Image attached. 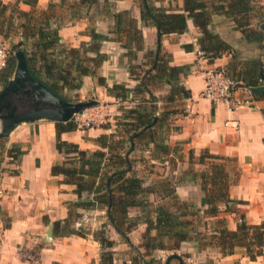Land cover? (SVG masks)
<instances>
[{"label": "trees", "instance_id": "1", "mask_svg": "<svg viewBox=\"0 0 264 264\" xmlns=\"http://www.w3.org/2000/svg\"><path fill=\"white\" fill-rule=\"evenodd\" d=\"M18 2L34 6L36 0H17L14 5H9L0 0V35L6 38L7 26L14 24V20L22 18L20 22V43H13L7 58V66L0 72V89H2L12 76L16 67L14 56L18 44L24 51L27 66L34 78L42 82L57 96L69 100L62 94L63 90H76L81 87L82 77L95 74L96 68L105 59L106 55L100 52V42L115 40L125 50L131 79L137 80L134 88H129L126 83H116L112 87L106 86L107 92L119 99H126L129 93L134 96L142 95V103L124 110L115 122V130L103 133L94 139L98 148L94 150L81 149L78 144L60 139L62 132L75 129V125L67 122L55 123V147L64 154L59 163L51 167L52 175H61L62 183L74 186L76 201L69 203V212L63 220L52 223L53 234L58 236L78 235L86 237L91 234L101 246L100 263L114 264L111 249L115 241L105 235L102 229L91 230L80 225L76 228L74 223L80 216L79 209H104L108 224L124 238L138 253L136 247L130 242L127 235L137 224H146V233L143 236L145 255L151 251L168 248V238L173 243V249L179 247L184 241H191L200 249L215 247L223 255L234 253L235 249L243 248L250 259H256L264 254V221L258 224H247L244 221L237 223L235 229H229L225 217L220 216L226 211H233L234 202L228 196L230 184L229 174L224 163L227 160L221 156L208 154L201 157L217 159L210 162L208 169L199 173L200 185L206 193L201 197L204 209V218L212 220L209 233L194 229L192 219L186 218L196 212L183 210L171 211L165 204L151 206L142 195L150 191L144 185V179L133 168L131 153L138 144L152 145L153 158L167 161L166 158L171 148L165 143L166 134H161L167 126L169 115L174 110L157 111V96L152 91L156 83L170 86L168 100H174L176 95L186 98L189 90L180 83V76L186 73V66L172 65L171 56L158 42L155 50H147L145 61L138 62L137 54L143 50V36L137 20L132 16L131 10L124 9L111 12L110 0H58L50 2L47 9L37 12L21 10ZM140 19L143 24L152 25L161 34H180L187 30V19L191 18L202 35L199 38V48L203 56L210 60L231 53L233 48L225 42L209 26L212 15H223L231 19L243 38L249 43H262L264 31L252 26V17L263 16L259 12L262 4L259 0H183L182 11H168L167 8L155 6L152 0H139ZM60 9V10H59ZM59 11V12H58ZM66 14H65V13ZM106 14L113 18V25L108 34H101L94 29L89 30L90 41L79 48L66 47L60 43L59 29L63 26L62 20L68 15L66 23L81 17L93 18ZM85 14V15H83ZM63 16V19H62ZM65 22V20H64ZM31 40L30 50L24 47ZM183 48L191 49V45L184 44ZM93 53V55H91ZM259 61L247 63L231 62L225 72L234 81L243 87L258 86L260 78ZM99 84L105 85L104 78L97 77ZM256 96L262 93L253 92ZM12 104L17 109H25L12 98ZM121 121V122H120ZM110 126H104L108 129ZM4 146V145H3ZM8 157L17 159L23 153L15 144L4 149ZM1 162V160H0ZM192 179L197 173L189 172ZM192 174V175H191ZM167 188L166 184L161 186ZM175 193V187H172ZM172 190V191H173ZM172 191L168 194H171ZM167 194V195H168ZM230 202L231 206H227ZM184 208H188L186 203ZM225 205V207H223ZM138 208L144 217L131 216L130 211ZM86 229V231H84ZM154 231V234H151ZM106 249V250H105ZM132 264H139L131 259ZM157 261V262H156ZM160 261V260H159ZM158 260L144 261L143 264H158ZM206 264H214L208 260Z\"/></svg>", "mask_w": 264, "mask_h": 264}, {"label": "crops", "instance_id": "2", "mask_svg": "<svg viewBox=\"0 0 264 264\" xmlns=\"http://www.w3.org/2000/svg\"><path fill=\"white\" fill-rule=\"evenodd\" d=\"M2 1L9 5L17 2V0ZM57 1L36 0L34 6L18 2L17 6L24 11L36 12L47 9L50 2ZM259 1L264 11V0ZM152 3L155 6L167 8L168 11H182L183 8V0H152ZM110 4L111 12L131 10L143 36L144 47L138 52L137 61H145L147 50H155L158 45L157 29L142 23L139 0H110ZM253 18L256 22L264 19V16L261 18L253 16ZM211 19L212 23L209 27L233 48L234 57L231 53H223L210 60L205 57L199 58L195 49L199 48V38L202 33L191 18L187 19V30L183 33L161 34L160 37L162 49L171 56L170 64L186 66V73L180 76V83L190 92L188 97H180V104L176 101L178 104L171 107L175 109V113L169 115L165 127L168 130L165 143L171 148L166 162H170L171 166L176 168L173 171V174L178 176L174 177L175 193L183 200H192L190 189L194 187L197 193L200 184L199 172L195 167L207 164L208 161L209 163L217 161L207 157L202 161L201 157L212 154L227 158L219 162L224 163L227 171L231 167V170L235 172L228 187V196L234 204H232L233 211H226L221 215L225 217L228 228L235 229L239 219L247 224H258L264 221V93L262 96H256L250 90V93L245 94L246 92L239 85L235 95H247L251 103L249 106L229 111L226 104H212L201 97L204 86L203 68L212 66L225 70L231 62L259 61L258 85H262L264 84V47L262 43L247 42L231 19L218 14L212 15ZM254 22L252 26H255ZM113 23V18L104 13L93 20L89 17L74 19L59 29L60 43L70 48H79L91 40L90 29L101 34H108L111 38L109 30ZM184 44L191 45V49L183 48ZM100 52L106 55L105 59L96 68L95 74L82 77L79 92L91 90L100 101L110 103L112 108L115 106L113 103L122 99L110 95L106 86L112 87L116 83L124 82L127 87L134 88L137 80L130 77L129 63L124 56L125 50L119 42L101 41ZM98 76L104 78L105 85L98 83ZM165 88L169 92V85L156 83L152 91L157 96L156 93L163 92ZM132 96L143 98V94L134 96L132 93H129L127 98ZM165 100L157 98L158 112L169 111L170 108L167 105L175 101V99L171 102ZM67 101L73 102L71 99ZM187 105L192 107L191 117L184 115L183 110ZM11 106L17 109L12 102ZM124 107L128 109L134 106ZM120 111L122 110L116 109V115H119ZM5 113V110H1V114ZM55 123L46 119L21 122L7 136L0 137L3 140L4 149L15 144L23 151L17 159L8 157L5 150L0 151L2 155L0 162V264L100 263L102 249L91 234L86 237L58 236L53 234L52 229L51 235L47 234L48 225L66 218L69 203L77 199L73 192V185L62 183L61 175L51 174L52 165L59 163L64 157V154L57 151L55 147ZM114 130L115 128L109 133ZM106 131L104 127L89 128L84 131L75 128L62 132L59 137L78 144L81 149L93 150L98 148L94 139L100 134H107ZM164 159H158V161H165ZM190 170L192 173H197L194 179L191 176L187 177ZM96 210L99 209L78 208L82 216L76 224L86 226L89 222V227L94 230L96 224L105 221L104 217L102 219V217L93 216L92 213ZM134 232L139 234L138 230ZM109 238L115 241L114 250L116 247L121 249L124 247V244L116 246V242L120 240L115 231L109 232ZM195 245L193 242H183L179 247L187 253L188 261H194V258L190 259L191 256L201 254ZM179 255L184 263L183 256ZM209 259L214 264H264V254L252 260L245 254L243 248H237L234 253L223 256L218 249L209 247ZM173 260L179 264V260L175 258L171 259L169 264H173ZM197 261L201 262L200 258Z\"/></svg>", "mask_w": 264, "mask_h": 264}, {"label": "rangeland", "instance_id": "3", "mask_svg": "<svg viewBox=\"0 0 264 264\" xmlns=\"http://www.w3.org/2000/svg\"><path fill=\"white\" fill-rule=\"evenodd\" d=\"M60 10V9H59ZM37 12V11H36ZM59 12V11H58ZM259 12L263 14L264 16V11L262 9H259ZM38 13V12H37ZM65 13V12H64ZM66 14V13H65ZM85 15V14H83ZM262 16H260L261 18ZM63 19V16H62ZM66 19H68V15L65 17L64 15V19L62 20V23H64L63 25L66 24ZM253 17L251 19L252 23L253 21ZM22 18H19L18 20H14V24H11L10 26H7L8 28V36L6 38L2 37L0 35V44L5 45L8 50H11L12 44L15 42H17L18 40L21 41V35L19 34V27H20V22L22 21ZM65 20V22H64ZM92 20V19H91ZM261 22H264V19L262 18L261 20H258L256 22H254L255 27L260 28L259 25ZM19 41L17 43H19ZM31 40H28L26 42V44L22 47H24L26 50H30L31 48ZM14 43V44H15ZM263 47H264V41H262ZM18 47L21 48V45L18 44ZM17 47V48H18ZM67 47V46H66ZM184 86V85H183ZM79 89L76 90H67L66 92L63 90L61 91L62 94L64 96H66V98L71 99L73 102H77V101H83V100H87V99H93L95 101H97L98 103H104L103 101H100L99 98L95 95L94 92H92L91 90H87L84 93L79 92ZM166 90V91H165ZM165 90H163V92L161 93H156L157 94V98H162V99H168V94H170V90L168 92V89L165 88ZM24 97V96H23ZM181 96L178 94L176 95L175 101L171 102V101H167V102H171L169 105H167L170 110H175L172 109V105L175 104H180L181 102ZM178 103H177V102ZM142 103V98L138 96V98H134L133 96L131 98H126L124 101L119 100V102H115L113 104H115L114 107H112V115H111V119L106 120L105 122H103L100 126H94L93 128L96 127H104L109 125L110 128L107 129V133H109L110 131H112L115 127V122L118 120H120L118 118V116L123 115L124 112L123 110H126V108L124 106H135L136 104H141ZM110 104V103H109ZM183 108V107H181ZM116 109H120L122 111H120L119 115H116L115 111ZM185 109V107H184ZM20 111V108L18 109ZM184 112V110H183ZM0 115H1V111H0ZM169 118V117H168ZM6 122V120H3L0 118V130L3 126V124ZM121 122V121H120ZM171 126V125H170ZM168 130L165 128L164 130H162L161 134H166ZM3 146V140L0 139V151L1 148ZM94 150V149H93ZM153 149H152V145H148V146H144L142 143L138 144L136 149L131 153V158L133 159V168L136 171V173H138L139 176H141L144 179V185L150 189L149 192L144 193L142 195V199H146L151 206L154 205H159V204H165L166 206L169 207V209L171 211L174 210H183V211H188V212H196V214H193L191 216H188L186 218L192 219V224L191 226L194 227V229L196 230H201L207 233H209V227L211 228L212 226V220L209 217H205L204 214V209L207 208L206 206L201 205V197L206 193V191H203L201 188V185L199 184L198 186V191L197 193L195 192L194 187H191L190 191H191V196L193 197L192 200H183L181 199L176 193H173L174 190L172 187H175V180L174 177H178L176 175L173 174V171L176 169L174 168V166H171L170 162H166V161H158V160H151L153 158ZM2 155H0V160H2L1 157ZM211 162V161H210ZM215 162V161H212ZM209 167V161L206 164H202L199 167H195L197 169V172L201 173L204 170L208 169ZM228 169H230L228 174H229V179L231 180L233 178V174L235 173L234 170H231V167H229ZM192 175V174H191ZM187 177L190 178V174L187 173ZM163 184L167 185L166 189H163L161 186ZM170 190L172 191L171 194H168L170 192ZM168 194V195H167ZM184 203H186L188 205V208H184ZM100 210V209H99ZM96 210V212L92 213L93 216L95 217H103L105 218V221L102 222L101 224H96V228L94 230H100L102 229V224H105L104 227V231H105V235L107 237H109V232L111 230L115 231V229L113 228V226H111L110 224H108L107 218H106V213L105 210L101 209V211ZM89 214V213H88ZM131 216L135 217V215L139 216L140 218L144 217V213H142L138 208L136 209H132L130 211ZM80 216H82V213H80ZM79 216V217H80ZM222 216V215H220ZM79 217L76 219V222L79 221ZM76 222L74 223V226L76 228L80 227L81 224H76ZM88 225H86V229L90 228L91 230H93L91 227H89V222L87 223ZM143 224V225H142ZM109 225V226H108ZM142 226L139 228V226ZM85 226V225H84ZM86 229H84V231H86ZM134 230H138V233H133ZM115 233L118 235V238L120 241L116 242V246L119 244H124V247L118 248L116 247V249L114 250V248L111 249L112 252V257H113V263L114 264H132L131 259L133 258V261H137L139 262V264H143L144 261L147 260H151V258H154V260H160L158 264H164L167 256L171 253V252H177L179 254H181L183 256L184 259V263L186 264H206L207 261L209 260V247H206L204 249H200L198 247V245L196 244V248L199 249V254L198 256L192 257L190 259L194 258V261H188V256L187 253L184 252L180 247L176 248L178 250H175L171 247H173V243L172 241H170L168 238L164 239L165 241H167V246L168 248L165 249H156L151 251V255H145L144 252V248L141 247V245L143 244L144 240H143V236L146 233V224L145 223H139L137 224L132 230H129V232L127 233L130 242L133 244L134 247L137 248V250H139L140 253H138L135 249H133V247L130 246L129 243L125 242L124 238L121 237L116 231ZM151 234H154V231H151ZM137 242V243H135ZM184 242H191V241H184ZM183 243V242H182ZM215 249V247H210ZM106 250V249H105ZM200 258V261H197V259ZM157 262V261H156ZM173 264H177L176 260H173Z\"/></svg>", "mask_w": 264, "mask_h": 264}, {"label": "water", "instance_id": "4", "mask_svg": "<svg viewBox=\"0 0 264 264\" xmlns=\"http://www.w3.org/2000/svg\"><path fill=\"white\" fill-rule=\"evenodd\" d=\"M264 31V22L259 25ZM161 32L157 30L156 38L160 41ZM16 67L12 77L7 84L0 89V111L5 110L0 118L6 120L0 130V137L7 136L9 132L21 122H33L46 119L55 122H67L72 113L82 110L84 107L91 106L97 101L84 100L79 102H70L64 100L51 92L42 82L33 77L27 66L24 51L17 49L14 52ZM252 92L264 93V84L251 87ZM22 93L26 97L27 107L21 111H16L11 106L9 96ZM52 224L48 225L47 234L51 235ZM178 259L179 264H184L181 256L177 253H171L167 256L164 264H169L171 259Z\"/></svg>", "mask_w": 264, "mask_h": 264}, {"label": "built area", "instance_id": "5", "mask_svg": "<svg viewBox=\"0 0 264 264\" xmlns=\"http://www.w3.org/2000/svg\"><path fill=\"white\" fill-rule=\"evenodd\" d=\"M195 53L199 58H204L200 48L195 49ZM10 54L8 48L0 44V72L7 66V58ZM204 86L201 91V97L212 104L224 103L229 111H233L242 106H249L251 103L250 97L236 96L235 91L239 85L225 70L220 67L208 66L203 68ZM244 92L250 93V88L243 87ZM193 114L191 106H185L184 115L191 117ZM112 108L108 103H98L84 107L82 110L72 113L70 121L75 125V128L84 131L94 126H100L106 120L111 119ZM227 206H231L228 202ZM225 207V205H223ZM242 222L241 219L238 223Z\"/></svg>", "mask_w": 264, "mask_h": 264}, {"label": "flooded vegetation", "instance_id": "6", "mask_svg": "<svg viewBox=\"0 0 264 264\" xmlns=\"http://www.w3.org/2000/svg\"><path fill=\"white\" fill-rule=\"evenodd\" d=\"M24 95H22V93H19V94H12V95H10L9 96V101L10 102H12V98H14L17 102H18V104L20 105V106H27V102H26V97L24 96ZM26 108V107H25Z\"/></svg>", "mask_w": 264, "mask_h": 264}]
</instances>
